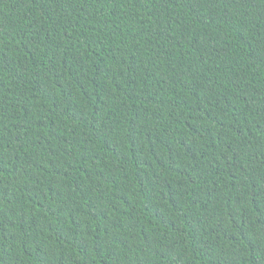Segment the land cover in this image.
<instances>
[{"label":"trees","instance_id":"trees-1","mask_svg":"<svg viewBox=\"0 0 264 264\" xmlns=\"http://www.w3.org/2000/svg\"><path fill=\"white\" fill-rule=\"evenodd\" d=\"M0 264H264V0H0Z\"/></svg>","mask_w":264,"mask_h":264}]
</instances>
